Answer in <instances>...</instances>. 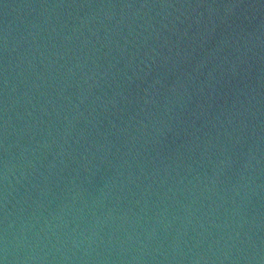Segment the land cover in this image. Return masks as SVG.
I'll return each mask as SVG.
<instances>
[{"label": "water", "instance_id": "water-1", "mask_svg": "<svg viewBox=\"0 0 264 264\" xmlns=\"http://www.w3.org/2000/svg\"><path fill=\"white\" fill-rule=\"evenodd\" d=\"M0 264H264V0H0Z\"/></svg>", "mask_w": 264, "mask_h": 264}]
</instances>
